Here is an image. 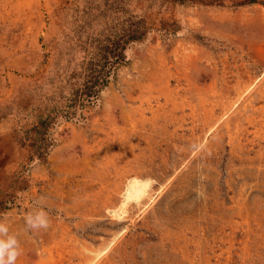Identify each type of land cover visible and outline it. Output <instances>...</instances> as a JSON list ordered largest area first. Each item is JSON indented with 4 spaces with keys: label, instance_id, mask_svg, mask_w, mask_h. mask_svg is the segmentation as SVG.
Segmentation results:
<instances>
[{
    "label": "rangeland",
    "instance_id": "obj_1",
    "mask_svg": "<svg viewBox=\"0 0 264 264\" xmlns=\"http://www.w3.org/2000/svg\"><path fill=\"white\" fill-rule=\"evenodd\" d=\"M126 10L152 28L45 148L80 32L112 37ZM263 57L261 2L0 0V222L16 264H264ZM136 183L148 193L128 199ZM41 197L50 227L26 230Z\"/></svg>",
    "mask_w": 264,
    "mask_h": 264
},
{
    "label": "trees",
    "instance_id": "obj_2",
    "mask_svg": "<svg viewBox=\"0 0 264 264\" xmlns=\"http://www.w3.org/2000/svg\"><path fill=\"white\" fill-rule=\"evenodd\" d=\"M185 2L187 0H171ZM208 4L224 5L226 1L235 6L261 2L264 0H190ZM170 2V1H169ZM148 16L125 11L122 26L113 31L112 37L96 40L88 32L84 36L80 32V46L84 52L83 59L77 66L67 69L62 78L57 101L51 107L45 108V120L41 121L45 128V148L51 143L50 128L60 117L73 119L81 114V110L91 104L99 92L108 85L115 70L127 61L126 50L130 43L143 40L152 25ZM87 36V37H86ZM47 150L45 149V155ZM42 157L43 153L36 151L31 156Z\"/></svg>",
    "mask_w": 264,
    "mask_h": 264
},
{
    "label": "clouds",
    "instance_id": "obj_3",
    "mask_svg": "<svg viewBox=\"0 0 264 264\" xmlns=\"http://www.w3.org/2000/svg\"><path fill=\"white\" fill-rule=\"evenodd\" d=\"M197 197H202L204 193L196 189ZM45 197L34 205L33 210L24 216L26 230L38 232L41 229H48L51 224L49 213L45 208ZM22 254V248L16 234L10 232L9 226L0 222V264H16L17 259Z\"/></svg>",
    "mask_w": 264,
    "mask_h": 264
},
{
    "label": "bare ground",
    "instance_id": "obj_4",
    "mask_svg": "<svg viewBox=\"0 0 264 264\" xmlns=\"http://www.w3.org/2000/svg\"><path fill=\"white\" fill-rule=\"evenodd\" d=\"M264 58V57H263ZM230 67V66H229ZM238 68V67H237ZM224 72V71H223ZM225 73V72H224ZM220 75V74H219ZM237 76V75H236ZM217 77V76H216ZM229 77V76H228ZM239 79V78H238ZM251 80V79H250ZM257 80V79H256ZM219 81V80H218ZM220 82V81H219ZM218 83V82H217ZM222 83V82H221ZM229 83V82H228ZM225 84V83H224ZM230 86V85H229ZM222 87V86H221ZM227 87V86H226ZM238 87V86H237ZM230 88V87H229ZM226 89V88H225ZM233 89V88H232ZM236 89V88H235ZM245 89V88H244ZM217 91V90H216ZM244 91V90H243ZM246 92V91H245ZM221 93V92H220ZM230 93V92H229ZM258 93V92H257ZM245 94V93H244ZM230 95V94H229ZM235 95V94H234ZM237 96V95H236ZM227 97V96H226ZM242 97V95H241ZM228 98V97H227ZM239 98V97H237ZM243 98V97H242ZM247 101V100H246ZM264 104V103H263ZM242 105V104H241ZM250 105V104H249ZM212 108V107H211ZM243 109V108H242ZM241 109V110H242ZM221 117V116H220ZM135 180V179H134ZM133 182V181H132ZM131 182V183H132ZM145 182V181H144ZM128 188L130 189L131 187L128 186ZM149 188V186H148ZM148 188H147V184L146 183H140V184H135L133 187H132V191L129 192L128 195V199L130 198H136V199H140L142 198L143 196H145L146 193H148ZM130 191V190H129ZM154 197V196H153ZM152 198V197H151ZM133 200V199H132ZM141 200V199H140ZM147 200V199H146ZM145 200V201H146ZM136 201V200H135ZM138 201V200H137ZM140 202V201H139ZM148 202V201H147ZM150 203V202H149ZM145 204V203H144ZM145 206V205H143ZM122 207V206H121ZM121 209V208H120ZM123 209V208H122ZM119 211V209H118ZM123 211V210H122ZM117 212V211H116ZM120 212V211H119ZM118 216V215H117Z\"/></svg>",
    "mask_w": 264,
    "mask_h": 264
}]
</instances>
